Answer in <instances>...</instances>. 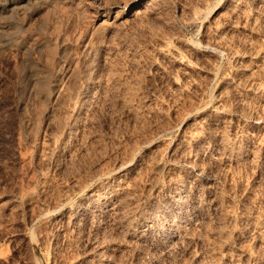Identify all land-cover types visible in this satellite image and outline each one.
Instances as JSON below:
<instances>
[{
	"label": "rangeland",
	"instance_id": "rangeland-1",
	"mask_svg": "<svg viewBox=\"0 0 264 264\" xmlns=\"http://www.w3.org/2000/svg\"><path fill=\"white\" fill-rule=\"evenodd\" d=\"M204 262L264 264V0H0V264Z\"/></svg>",
	"mask_w": 264,
	"mask_h": 264
},
{
	"label": "bare ground",
	"instance_id": "bare-ground-1",
	"mask_svg": "<svg viewBox=\"0 0 264 264\" xmlns=\"http://www.w3.org/2000/svg\"><path fill=\"white\" fill-rule=\"evenodd\" d=\"M216 45V44H215ZM174 52V51H173ZM177 55V54H176ZM118 81V80H117ZM65 92V91H64ZM122 166H123V164H122ZM125 166V165H124ZM143 220V219H142ZM140 229V228H139ZM132 230V229H131ZM132 233V232H131ZM136 234V233H135ZM205 263V262H204ZM205 264H207V263H205Z\"/></svg>",
	"mask_w": 264,
	"mask_h": 264
}]
</instances>
